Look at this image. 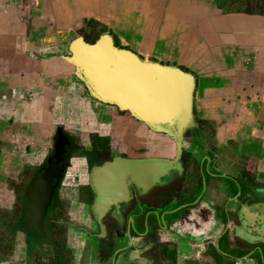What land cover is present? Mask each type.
Returning <instances> with one entry per match:
<instances>
[{"label":"flooded vegetation","instance_id":"af4514ba","mask_svg":"<svg viewBox=\"0 0 264 264\" xmlns=\"http://www.w3.org/2000/svg\"><path fill=\"white\" fill-rule=\"evenodd\" d=\"M43 39V31L30 25V50L0 52V162L3 156L14 162L11 155L22 153V167L9 182L14 201L0 207L7 215L0 214V259L17 252L15 242L5 238L10 236L20 238V264H237L242 259L264 264V239L252 245L238 235L243 227L264 229V216L253 227L241 219L244 207L264 206L263 182L251 161L242 159L248 156L239 154L240 143L220 142L226 120L202 115L197 74L192 125L183 132L178 155L172 134L128 111L110 113L104 102L91 99L71 49L64 59L59 56L57 68H48ZM65 64L72 66L69 72ZM82 128L88 138L80 158L70 153L68 136ZM19 136L27 138L18 141L22 150L14 141ZM157 161L167 163V170ZM115 162L118 166L106 167ZM54 166L58 173L45 213L40 223H30L24 215L28 190ZM63 188L75 189L77 196L65 199ZM203 220L214 226L221 220L223 231L216 235V228L205 238L173 228L190 223L191 231L200 232Z\"/></svg>","mask_w":264,"mask_h":264},{"label":"crops","instance_id":"0c3cea01","mask_svg":"<svg viewBox=\"0 0 264 264\" xmlns=\"http://www.w3.org/2000/svg\"><path fill=\"white\" fill-rule=\"evenodd\" d=\"M245 1L240 5L239 0H224L223 4L217 0H0V52L30 50L28 29L33 25L43 31L45 62L55 69L60 65L59 56L64 59V52L71 49L68 34L72 28L78 23L96 22L100 29L108 30L118 48L134 52L141 61L177 68L192 76L194 92L196 73L202 115L220 123L226 120L219 132L220 142L234 139L240 143L239 154L248 156L242 159L247 158L256 167V177L264 186V0L256 4L254 0ZM67 31L46 51V36L52 32L61 37ZM20 140L27 138L14 139L22 150ZM21 155L14 152V162L6 156L0 162L2 208L14 201L9 182L22 167ZM262 206L244 207L241 219L246 226H256L264 216ZM201 225L202 230L196 233L190 223L173 228L178 233L206 238L216 228V235L220 234L224 227L221 220L215 226L213 220H203ZM238 235L253 245L264 239V229L243 227ZM21 253L20 248L11 259H0V264H20L17 254ZM237 262L257 264L248 259Z\"/></svg>","mask_w":264,"mask_h":264},{"label":"water","instance_id":"95a60500","mask_svg":"<svg viewBox=\"0 0 264 264\" xmlns=\"http://www.w3.org/2000/svg\"><path fill=\"white\" fill-rule=\"evenodd\" d=\"M71 53L72 64L95 98L130 112L156 131L172 134L178 143V155L181 154L183 132L191 127L193 119L192 76L177 68L143 62L134 52L116 47L109 35L95 44L79 38L72 44ZM157 163L166 164L167 170V163ZM116 166L115 162L106 167ZM57 173L54 166L41 181H34L30 186L29 205L24 211L30 223L42 220Z\"/></svg>","mask_w":264,"mask_h":264},{"label":"rangeland","instance_id":"374dc122","mask_svg":"<svg viewBox=\"0 0 264 264\" xmlns=\"http://www.w3.org/2000/svg\"><path fill=\"white\" fill-rule=\"evenodd\" d=\"M245 2H246L245 0H239V4L240 5H241V3H245ZM254 2L256 4V3L259 2V0H254ZM228 7H229V5H227V8ZM227 10H229V8ZM62 31L64 32L65 30H62ZM53 32H56V30L53 31ZM101 33H103L102 36H101ZM64 34L67 35L68 31L63 33V34H61L62 35L61 37L55 36L54 34H52V32H51V35L46 36V38H45L46 51H47V49L52 48V46L55 45V43L58 42L60 39H63V35ZM104 35H109L112 38V36L110 34H108V30L100 29L99 28V24H97L96 22H88V21H86L84 23H78L72 28L71 35L68 34V36H69L68 40H69V43L73 44L77 39L83 38L84 40H87V41H90V42L93 43V42H96L97 41L96 39H98L99 37L101 39ZM114 36H115V38H117L115 34H114ZM60 52L62 53V51H60ZM183 69H186V68L183 67ZM87 97H88V95H87ZM90 98L93 99L94 101L96 100L93 97V95H91ZM103 104H104L103 106H107V108L110 110V113L113 112V113H118L119 114V112H120V114H122V115L125 113V111H123V113H121V111H119V109L115 105L105 104V103H103ZM126 115H127V113H126ZM84 134L85 133H84V130L82 128V130H77L73 136H68V139L70 140V144H71L70 153L75 154V156H80V158H82L85 155V152H84V143L85 142L83 143L82 140L86 136L88 138V135H84ZM95 139H96V135H91L90 143L95 145L97 147L98 152H100L101 151V146H100V144L95 142ZM75 146L81 147L82 149H80L79 151H78V149H77V151L73 150V148ZM78 147H76V148H78ZM87 147L90 148L91 146L89 145ZM74 151H76V153ZM94 157H96V156H94ZM62 190H63V192H62L63 197H64V195H65L66 198H70V197L74 198V197L77 196V193H76L77 191L75 189L72 190V189H69V188H63ZM66 203L67 202H64V205H66ZM0 214H5V216H7L6 213L1 211V210H0ZM3 223L4 222H2V224ZM1 237H2V235H1ZM5 238H7V240L10 239V242L14 241L15 242L14 249L17 250V251H20L21 242H20V238L19 237L15 238V240L13 238H11L10 236H7ZM18 255L19 254H17V256Z\"/></svg>","mask_w":264,"mask_h":264},{"label":"trees","instance_id":"16d2710c","mask_svg":"<svg viewBox=\"0 0 264 264\" xmlns=\"http://www.w3.org/2000/svg\"><path fill=\"white\" fill-rule=\"evenodd\" d=\"M220 4L224 3V0H217Z\"/></svg>","mask_w":264,"mask_h":264}]
</instances>
